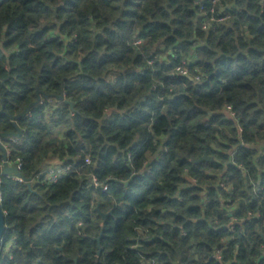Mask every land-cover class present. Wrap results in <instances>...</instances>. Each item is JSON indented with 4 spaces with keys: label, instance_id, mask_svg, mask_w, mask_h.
Listing matches in <instances>:
<instances>
[{
    "label": "clouds",
    "instance_id": "obj_1",
    "mask_svg": "<svg viewBox=\"0 0 264 264\" xmlns=\"http://www.w3.org/2000/svg\"><path fill=\"white\" fill-rule=\"evenodd\" d=\"M0 264H264V0H0Z\"/></svg>",
    "mask_w": 264,
    "mask_h": 264
}]
</instances>
